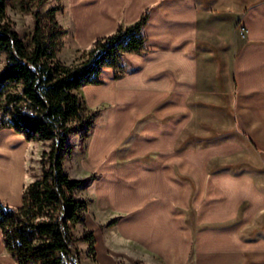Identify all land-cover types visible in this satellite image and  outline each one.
<instances>
[{"label":"crops","instance_id":"crops-1","mask_svg":"<svg viewBox=\"0 0 264 264\" xmlns=\"http://www.w3.org/2000/svg\"><path fill=\"white\" fill-rule=\"evenodd\" d=\"M59 5L64 52L75 54L150 8L147 53H125L123 76L106 66L102 83L79 90L90 109L103 107L84 150L74 146L70 156L72 164L80 149L75 163L86 181L76 195L89 210L77 226L94 230L97 254L103 247L109 260L128 263L264 264V0ZM18 135L0 132V199L16 208L28 183ZM0 264H17L1 228Z\"/></svg>","mask_w":264,"mask_h":264},{"label":"trees","instance_id":"trees-1","mask_svg":"<svg viewBox=\"0 0 264 264\" xmlns=\"http://www.w3.org/2000/svg\"><path fill=\"white\" fill-rule=\"evenodd\" d=\"M45 1L22 0L24 11L36 7L28 44L8 12L7 0H0V52L5 53L0 71V130L12 128L29 141L50 142L49 149L42 151L41 176L25 184L22 206L0 199V228L17 264H80L74 229L89 210V200L78 197L76 190L86 179L70 176L65 159L74 150L70 136L89 137L100 110L89 109L79 90L102 83L106 66L115 69L117 78L123 76L125 53H147L142 30L150 8L135 23L120 24L114 34L96 39L80 60L66 63L58 58L66 33L56 16L60 8L42 14ZM84 238L95 252L94 233Z\"/></svg>","mask_w":264,"mask_h":264},{"label":"rangeland","instance_id":"rangeland-1","mask_svg":"<svg viewBox=\"0 0 264 264\" xmlns=\"http://www.w3.org/2000/svg\"><path fill=\"white\" fill-rule=\"evenodd\" d=\"M61 0H46L44 4L40 7V11L42 14H47L52 8L54 7H60L59 3ZM8 5V12L10 16L16 21L17 28L21 34V36L25 39V41L29 44L31 42V37L33 34V29L35 25V16L34 12L36 11V7H33L30 11H24L22 9V0H7ZM242 28V27H241ZM243 31V30H242ZM45 32L48 34L50 33V28L46 27ZM65 35L62 38V46L58 53L60 52V59L67 63V61L75 62L77 60H80L81 57L85 55L87 51L79 52L78 54L75 53H67L65 51ZM62 51V52H61ZM76 58L74 59V57ZM58 57V58H59ZM5 61V53L0 52V71L4 65ZM70 62V63H72ZM86 104L87 100L86 97L83 96ZM89 108V107H88ZM90 109V108H89ZM96 109H99L100 111L103 110V107H97ZM95 110V109H93ZM95 126V124H94ZM2 130V129H1ZM0 130V132H1ZM21 134V133H20ZM18 141L22 143L23 147H26L27 151V163H28V169H27V182H30L31 180H34L41 176L42 174V151L44 149H49V141H29L25 138V136L18 135ZM69 142L73 146H80L82 147L81 150H84V142L83 139L80 137V134H73L69 138ZM17 143V142H16ZM18 144V143H17ZM79 152L80 149L77 148L76 152L74 153L75 157L72 160L70 157L66 158V164L68 163L67 172L74 178H79L82 174L77 170V162L79 158ZM76 162V163H75ZM80 163V162H79ZM88 232H93L94 230H91L87 227L85 224H80L75 229V237L77 238L76 246L80 252V264H142L141 262L137 260H133L131 262H126L124 258L117 257L115 261L109 260L108 257L110 252L107 250V248H100V254H97V245L95 243V252H92L90 249V243L84 238V236Z\"/></svg>","mask_w":264,"mask_h":264},{"label":"built area","instance_id":"built-area-1","mask_svg":"<svg viewBox=\"0 0 264 264\" xmlns=\"http://www.w3.org/2000/svg\"><path fill=\"white\" fill-rule=\"evenodd\" d=\"M242 30H243V31H246V27H242Z\"/></svg>","mask_w":264,"mask_h":264},{"label":"bare ground","instance_id":"bare-ground-1","mask_svg":"<svg viewBox=\"0 0 264 264\" xmlns=\"http://www.w3.org/2000/svg\"><path fill=\"white\" fill-rule=\"evenodd\" d=\"M0 141L2 142V140H0ZM3 142H4V140H3ZM5 142H6V141H5ZM5 142H4V143H5Z\"/></svg>","mask_w":264,"mask_h":264}]
</instances>
